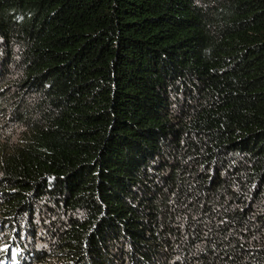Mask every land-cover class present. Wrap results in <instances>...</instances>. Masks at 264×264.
Returning <instances> with one entry per match:
<instances>
[{
	"label": "trees",
	"instance_id": "16d2710c",
	"mask_svg": "<svg viewBox=\"0 0 264 264\" xmlns=\"http://www.w3.org/2000/svg\"><path fill=\"white\" fill-rule=\"evenodd\" d=\"M0 116L15 264H264V0H0Z\"/></svg>",
	"mask_w": 264,
	"mask_h": 264
},
{
	"label": "rangeland",
	"instance_id": "374dc122",
	"mask_svg": "<svg viewBox=\"0 0 264 264\" xmlns=\"http://www.w3.org/2000/svg\"><path fill=\"white\" fill-rule=\"evenodd\" d=\"M0 130L1 132H3L4 134H8L11 135L14 130L15 127L13 125H6L5 124V119L2 118L0 116ZM5 238L3 237L2 240H4ZM8 258V261H10L8 264H15L13 262V255L11 253V251L8 249L7 245H5V243H0V261L2 260V258L6 257Z\"/></svg>",
	"mask_w": 264,
	"mask_h": 264
}]
</instances>
